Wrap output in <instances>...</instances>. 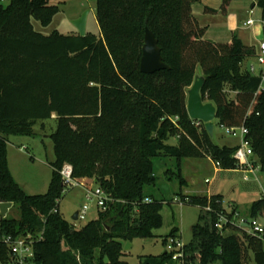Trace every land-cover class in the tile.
<instances>
[{"label": "trees", "instance_id": "obj_1", "mask_svg": "<svg viewBox=\"0 0 264 264\" xmlns=\"http://www.w3.org/2000/svg\"><path fill=\"white\" fill-rule=\"evenodd\" d=\"M51 1L0 0V202H12L10 211L16 212L0 216V232L41 233L33 264H128L124 244L151 238L162 225L163 202L150 192L158 179L156 161L174 159L177 171L167 172L181 184L183 158L209 157L222 169L239 168L233 156L238 146L216 144L203 123L187 114L186 93L197 69L204 77L203 100L216 107L215 122L246 127L253 163L264 172V92L258 91L259 79L242 68L257 54L256 46L235 35L226 42L206 39L193 0H95L98 36L44 35L31 19L47 26L59 10ZM229 2L222 0V12ZM252 6L264 18V0ZM145 28L154 33L169 68L140 71ZM52 115L57 124L50 135L51 179L44 194L30 195L8 167V136L32 135L34 123ZM172 137L176 144L168 143ZM64 163L72 166L74 179L94 181L112 199L79 228L58 209ZM181 201L199 209L182 264H264L262 239L230 221L216 227L220 215L235 212L225 211L221 196L185 195ZM260 215L264 198L248 208L249 217ZM176 233L172 229L168 236ZM7 258L1 248V262ZM171 261L178 264L165 250L137 264Z\"/></svg>", "mask_w": 264, "mask_h": 264}, {"label": "rangeland", "instance_id": "obj_2", "mask_svg": "<svg viewBox=\"0 0 264 264\" xmlns=\"http://www.w3.org/2000/svg\"><path fill=\"white\" fill-rule=\"evenodd\" d=\"M247 10L251 6L252 0H243ZM197 5L201 0L195 1ZM52 4L58 6L59 10L52 17L47 26H43L34 18L31 19L33 29L44 35H49L54 31L65 35L78 34V30L72 21L78 18L81 13L88 11L86 16V33L99 35V27L96 21V2L95 0H52ZM243 4V3H242ZM236 4L231 11L237 13V22L242 26L243 21L248 18L245 9H240ZM243 4V5H244ZM246 8V7H245ZM255 17L259 19V8L255 6ZM202 19L204 24H210L208 35L219 34L225 12L219 14L207 13ZM241 28H244L243 26ZM263 35L260 20L256 22ZM246 29V28H244ZM246 32V31H245ZM260 37V38H261ZM259 38V40H260ZM254 60L245 61L242 68ZM196 73H200L197 69ZM232 92H228V97H233ZM56 119L53 115L49 119L38 120L34 123L32 135H9L6 145L8 167L11 175L25 193L30 195L44 194L49 186L52 175L50 162L54 160L53 142L50 135L55 131ZM236 136L225 133L224 127L214 122L212 139L218 145L237 147L241 145L240 132ZM169 144H176V138L168 140ZM161 162V163H160ZM176 161L174 159L156 161L157 182L150 188L152 195L162 200L163 206L160 210L162 216L161 227L153 231L151 238H136L131 242V247L126 250L124 259L128 264H137L139 259L144 256H159L166 250V242L172 229H177L175 241L188 244L192 240V226L196 224L199 216L197 206L183 204L179 202L183 196L207 195L221 196L223 208L226 212H231L233 208L240 214V219L249 221V205L258 199L264 198V172L255 170L253 177L244 179V169L239 166L237 169H222L209 157H190L180 161V171L184 178L183 184L179 179L171 175L167 170L176 172ZM169 168V169H168ZM67 188L59 200L58 209L60 214L68 221L72 222L76 228L81 227L88 221L95 219L98 214L95 200L85 199L84 188H95L94 181L81 178ZM176 198V200H175ZM86 203L88 210L83 220H72V215ZM15 210L7 213L6 216H15ZM1 216V215H0ZM241 226L247 229V224L241 222ZM166 239V242L164 241ZM169 264H176L171 261ZM214 264H220L216 262ZM255 264V263H252Z\"/></svg>", "mask_w": 264, "mask_h": 264}, {"label": "built area", "instance_id": "obj_3", "mask_svg": "<svg viewBox=\"0 0 264 264\" xmlns=\"http://www.w3.org/2000/svg\"><path fill=\"white\" fill-rule=\"evenodd\" d=\"M253 22V19H248L245 24L252 25ZM260 22L264 27V18L261 19ZM257 49V54L255 55V57H253L254 61L248 65L246 71L250 75L255 76L259 79L258 91L264 92V31L262 37L258 41ZM224 130L225 133L232 136H236L237 131L240 132L241 145L237 147L233 156L237 160L239 166L244 169V179L248 180L255 173V170L259 168L253 163V152L248 141L245 139L247 129L245 126H240L224 127ZM59 173L61 175V181L62 185L64 186V191L77 182L73 177V169L70 164L64 163L60 168ZM84 190L85 199L87 201L94 199L98 210L105 211L108 207L109 202L112 201L110 195L99 186H95V188L85 187ZM146 202H149V199H146ZM179 202L183 203L181 199L179 200ZM87 210L88 205L84 203L77 211V220H83ZM206 210H210V208L206 207ZM53 211L56 212V209H54ZM240 218V214L236 211L230 218H228L225 214H222L218 218L216 227L220 229L222 228L223 224L227 223L228 221L240 227H243L240 224L241 222H243L247 224V229L243 227L247 234L260 238L264 241V215L250 217L249 221ZM40 237L41 233L33 235L31 233L12 234L0 232V249L5 248L8 257L5 264H33L32 261L34 258V243L39 240ZM175 237H170V239L167 240L166 251L171 253L173 260H178V264H182L181 260L179 259H181L183 255L184 244L180 241H175ZM0 264H3L1 260Z\"/></svg>", "mask_w": 264, "mask_h": 264}, {"label": "water", "instance_id": "obj_4", "mask_svg": "<svg viewBox=\"0 0 264 264\" xmlns=\"http://www.w3.org/2000/svg\"><path fill=\"white\" fill-rule=\"evenodd\" d=\"M198 1V0H193ZM88 11H84L81 15L72 21L78 30V34L83 36L86 34V16ZM169 66L164 63L157 44L154 33L145 28L142 45V55L140 58L139 69L142 73L151 74L160 69H166ZM204 84V77L197 73L194 80L186 93V110L189 118L193 121L203 123L204 128L212 137L214 122L217 117V111L214 104L210 101H204L201 95V89ZM12 202H0V215L5 217L12 208ZM72 220H77V211L72 215ZM131 247V242L127 241L123 249L126 251Z\"/></svg>", "mask_w": 264, "mask_h": 264}, {"label": "crops", "instance_id": "obj_5", "mask_svg": "<svg viewBox=\"0 0 264 264\" xmlns=\"http://www.w3.org/2000/svg\"><path fill=\"white\" fill-rule=\"evenodd\" d=\"M242 3L244 4L246 2H244L243 0H230L228 6L226 8L225 19L223 20L221 27L215 28L216 30H218L217 28L220 29V31H217V32L221 33L220 36L216 32H215V36H211V35L209 36L208 32L210 31L211 26H210V24H204L205 22H202V19L205 18V16H206L205 14L211 13V12H207L205 10V8H210V9H213L216 11L212 14H219V12H222L220 10L221 5H222V0H201V3L199 5H197L196 2L194 1L192 6H191V9H192V13L194 14L196 19L198 20L199 24L202 26H206V32L204 35V37L206 39L211 40V41H216V42H226V41H229L233 35H235L244 44L256 46V50L258 51V49H257L258 48V41H259V38L261 37L262 32L258 28H256V22H258L259 20L261 21V19H263L262 11L259 8L260 9L259 10L260 17L258 19L255 17V12H254L255 6H252L253 0L251 1V6L248 10H247V6H245V4L243 5ZM236 4H242V5H239L240 9H245L247 14H248V18L245 21L241 22L242 26L246 29L241 28L242 26L240 25V23L237 22V17H236L237 13L234 11H231V9L234 6H236ZM248 19H253L254 22L252 25H246L245 24V22ZM261 27L264 31V27L262 24H261ZM251 59H253V58H248V59L244 60V62L251 60ZM245 70H246V68H245ZM53 117H55V115H53ZM254 174L252 175V177L254 176Z\"/></svg>", "mask_w": 264, "mask_h": 264}]
</instances>
